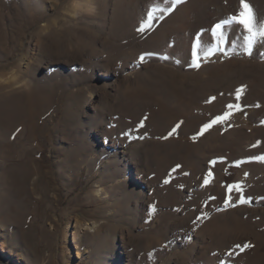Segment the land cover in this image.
Masks as SVG:
<instances>
[{
    "label": "rangeland",
    "instance_id": "1",
    "mask_svg": "<svg viewBox=\"0 0 264 264\" xmlns=\"http://www.w3.org/2000/svg\"><path fill=\"white\" fill-rule=\"evenodd\" d=\"M248 2L264 20V0ZM168 6L0 0V72L19 74L0 83V105L6 112L19 97L31 106L0 114V264H264V161L252 159L264 156V46L249 55L243 29L229 25L226 54L196 68L192 43L203 35L209 46L208 30L239 0H181L159 19ZM153 9V27L138 32ZM233 103L241 110L199 134ZM21 167L30 171L19 191L9 177ZM96 183L106 194L96 196ZM233 184L242 191L227 207ZM77 218L98 223L80 257ZM242 243L253 247L239 252Z\"/></svg>",
    "mask_w": 264,
    "mask_h": 264
},
{
    "label": "snow or ice",
    "instance_id": "2",
    "mask_svg": "<svg viewBox=\"0 0 264 264\" xmlns=\"http://www.w3.org/2000/svg\"><path fill=\"white\" fill-rule=\"evenodd\" d=\"M181 3V0H168V7L161 10V15L159 19H164V13H171L174 11L175 6ZM156 9L150 10L147 13V18L144 20L140 26L137 28V31L140 33H144L146 30H151L153 27L152 22L156 19L154 16V12ZM229 25H233L235 27H239L243 29V34L240 37V39L243 41V45L245 47V51L251 55L254 46L260 45L264 46V20L257 21V18L254 14L253 8L248 2V0H239V11L232 15L231 17L222 20L221 22L215 23L208 31L211 32V36L209 37L208 45L209 46H203L204 45V37L203 35L198 36L197 39L192 43L191 49H190V55H191V65L200 68L201 63L203 60L210 59L211 56L215 55L216 53H224L225 52V46L230 44L229 38L226 35V28ZM204 30H202L203 32ZM207 35V33H204ZM203 47V56H200V50ZM153 53H145L141 54L139 57L140 61L143 62L147 56H151ZM261 55H264V53H261ZM244 91L243 88H239L236 90V100L241 99V94ZM216 98L212 97V100L214 101ZM256 107H259V105H256ZM233 110L240 111L241 105L239 103H233V104H227L226 105V111L222 115H218L212 120H210L208 123H205L201 129L199 134L203 135L205 132H207L209 129H211L214 125L218 123H222L226 120H228ZM262 124H264V120L261 121ZM181 125L178 123L176 124L171 131L168 133V136H172L176 133L177 129ZM144 127V122L141 121L139 125L137 126V130ZM126 137H130V131H126L123 133ZM137 139H143L144 136L141 135L139 137H136ZM259 142H257V145ZM257 145H254L257 146ZM252 159L261 160L264 161V156H256ZM211 163L215 164L216 161H212ZM242 161H237L236 166H239ZM179 167V166H177ZM247 175V173H245ZM212 173H207L206 177L204 178V185H208L210 183V180L208 177H211ZM169 181L165 180L164 183L167 184ZM240 192L242 191L240 184H233L229 185L226 189V196L224 199V204L227 207H234L236 202L232 200V192L233 191ZM214 199V198H213ZM264 199V198H262ZM239 203H247L249 202L246 197L240 196ZM155 206L152 207V212H155ZM206 215V214H205ZM204 216H198L196 219L201 220L204 219ZM195 222V221H194ZM191 239V237H189ZM253 245L251 243H242L237 244L236 248L239 250V252H244L246 249L252 248ZM229 255H232V253H229Z\"/></svg>",
    "mask_w": 264,
    "mask_h": 264
},
{
    "label": "bare ground",
    "instance_id": "3",
    "mask_svg": "<svg viewBox=\"0 0 264 264\" xmlns=\"http://www.w3.org/2000/svg\"><path fill=\"white\" fill-rule=\"evenodd\" d=\"M76 4L79 5V6H82L81 1H77ZM92 4H93V2H92ZM31 98H33V96L32 97H28L27 100L30 99L29 102H33V100ZM13 100H14L13 105H11L10 109H8L6 112H5V110H3V107H5L4 104L3 105H0V114L2 116L10 117L11 118L12 115H13V113H14V111H18V113L19 112H22L23 110H28L29 111V109H30L31 106L28 104V102L26 100H21V98H19V97L13 98ZM3 103H5V102H3ZM20 103H24V104H20ZM4 152H5L4 150H2V149L0 150V154L1 153L4 154ZM27 169L25 167H21V168H16V169L13 168L10 171V177L9 178L11 179L13 185L15 186V189H17L19 191L21 190V187L24 186V184H25V177L27 176L28 172L30 171V170L28 171ZM95 185L97 186V189L94 190L96 196H100L102 194H106L105 190L101 187L100 184L96 183ZM33 193L39 194L36 191H34ZM54 198L56 199V196H54ZM97 227H98V223L96 221L89 222V221L82 220L81 218H77L76 219V221L74 223V226L71 229V232L70 233H71V241L75 244V249H76L75 250V253H76V256L77 257H80L78 243L80 242L83 234L86 231L94 232ZM0 237H4V233L1 232V231H0ZM2 243H1L0 247H1V249L3 251H6L5 243H3V244Z\"/></svg>",
    "mask_w": 264,
    "mask_h": 264
},
{
    "label": "clouds",
    "instance_id": "4",
    "mask_svg": "<svg viewBox=\"0 0 264 264\" xmlns=\"http://www.w3.org/2000/svg\"><path fill=\"white\" fill-rule=\"evenodd\" d=\"M74 8H78L79 5H72ZM96 11L95 6L92 5L90 8L86 9L87 14H94ZM19 79V74L15 67H11L4 72H0V83L8 84L10 80ZM26 83V82H25Z\"/></svg>",
    "mask_w": 264,
    "mask_h": 264
}]
</instances>
